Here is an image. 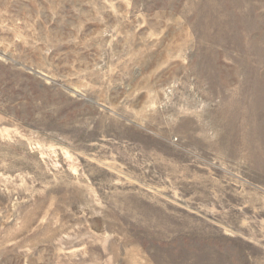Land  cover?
<instances>
[{
    "label": "rangeland",
    "instance_id": "rangeland-1",
    "mask_svg": "<svg viewBox=\"0 0 264 264\" xmlns=\"http://www.w3.org/2000/svg\"><path fill=\"white\" fill-rule=\"evenodd\" d=\"M0 264H264V0H0Z\"/></svg>",
    "mask_w": 264,
    "mask_h": 264
}]
</instances>
